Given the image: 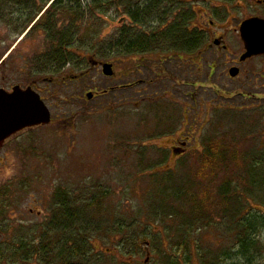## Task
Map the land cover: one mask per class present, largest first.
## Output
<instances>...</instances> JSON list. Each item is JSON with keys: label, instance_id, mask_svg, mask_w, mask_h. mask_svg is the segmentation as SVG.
I'll return each mask as SVG.
<instances>
[{"label": "rangeland", "instance_id": "obj_1", "mask_svg": "<svg viewBox=\"0 0 264 264\" xmlns=\"http://www.w3.org/2000/svg\"><path fill=\"white\" fill-rule=\"evenodd\" d=\"M109 1L98 11L91 0H80L48 23L56 33L72 32L68 37L75 42L65 47L70 61L56 66L46 59L55 46L44 27L51 7L42 26L28 34L46 2L0 0V87L34 84L52 114L49 125L10 140L0 153V204L9 211L0 215V264H58L59 243L77 241L79 229L68 225L54 234L64 224L55 223L58 203L69 213L99 212L87 219V262L73 258L66 264H163L168 246L172 256L182 252L185 261L190 254L180 249L182 217L193 214V197L200 190L209 187L215 196L228 175L218 162L202 163L205 140L217 130L224 136L238 129L249 141L242 142L243 152L260 146L256 160L264 156V57L238 64L245 52L239 27L247 19L264 18L261 0H166L143 25L131 23L127 13L135 1L143 0ZM192 6L197 11L192 25L207 29L211 46L201 57L198 51L170 52L168 45L143 59L117 52L122 30L151 32L177 7L168 28L175 15ZM23 9L25 15L19 11ZM70 10L80 17L65 15ZM218 35L226 50L213 45ZM194 57L201 59L192 65ZM91 59L112 63L116 76L106 78ZM150 59V67L140 63ZM232 67L241 71L236 79L229 76ZM139 69L145 81L140 85ZM89 92L99 95L88 100ZM181 142L189 143L188 151L175 156L172 149ZM229 176L235 180L234 172ZM263 196L252 202L256 208H263ZM217 209L215 202L210 221L189 235L196 247L194 264H209L211 256L230 258L227 264H264V228L248 262L239 255L237 221H226ZM176 212L182 215L171 217Z\"/></svg>", "mask_w": 264, "mask_h": 264}, {"label": "trees", "instance_id": "obj_2", "mask_svg": "<svg viewBox=\"0 0 264 264\" xmlns=\"http://www.w3.org/2000/svg\"><path fill=\"white\" fill-rule=\"evenodd\" d=\"M43 1L46 3L49 2V0ZM79 1L80 0H68L66 2V0H57L54 3L55 5L52 6L53 8H51V12H49V15H47L48 17L45 18L47 19V24L44 25L45 32L47 33L49 40L55 44V46L51 49L50 54H48L46 57L48 65L54 64L56 66H64L70 61L65 47L69 44L75 46L73 38L69 39L68 37V32L70 34H72V32L68 30H61L56 33L50 26H53L52 23L55 22L54 18H56L59 12L62 10L67 11L68 8H70L69 5H76L79 3ZM91 1L92 7L98 9V11L99 9L101 11L104 10V8L110 2L109 0ZM123 1L124 0H122V2ZM143 1L146 2L143 3ZM143 1L142 3L141 1H135L128 10L126 9L130 16L129 20L131 23L143 25V22L146 21L149 15H153V12L163 8V3L166 0ZM234 1L239 0H228L229 3H233ZM123 5L125 6V3ZM172 10V12L166 14L169 15L168 18L164 17L161 20L162 26L160 28H154V30L151 32H134L132 29L122 30L117 42V52H123L126 50L131 54L135 53L139 55H145L147 53H156L157 49H160L157 47H164L167 45L168 47H171L170 52H172L175 48L182 50L181 53H190L201 50V48L208 42L207 35L198 29L190 30V19L192 21L195 20V17H193V11L186 10L178 16L175 15L176 17L174 16L173 19L174 24L168 28H165L168 19H170L171 16L176 14L178 11L177 7H175V10ZM19 11L21 13H26V10L24 9ZM70 11L71 12L65 13V15L69 14L68 16H76L77 18L80 17V14L77 13V11ZM162 15H165V13ZM49 22L52 23L48 24ZM40 25L42 26V22H40ZM162 27H164V30H162ZM160 30H162V33L158 35L157 31ZM228 131L229 134L226 133L224 136L216 134V132L221 131H215L212 137L205 140V151L200 153L202 155V163L204 165L206 163L205 161L214 162V165L215 162H218V165L216 166L219 167L223 174L228 173V175L226 180L222 182L221 186L216 187L217 193L215 196L210 194L211 188L209 189V187H205L204 189L200 190L197 194V199L193 197V214L189 213L188 215L182 217V223L185 224H183L185 228L183 227V234L179 236V239L182 240L180 249H185V251H187L190 256L187 257L185 254V261L181 257L182 252L175 253V256H172L168 246L167 250H163L165 254V257L163 258V264H194L196 247L193 249L191 242L193 239H191L189 235L190 233H195L200 226H204L206 225V222L210 221L208 220V216H211L210 209L215 202L218 205V209L216 211L218 216H221L230 223L237 221V241H240L239 255L248 262H251L253 259V253L255 252L253 250L259 245L258 234L264 228V205L263 208H256L252 203L255 201V199H261L260 195L261 193H264V156H261L260 161L256 160L257 153L261 152L260 146L252 151H249L248 154H245L243 152L242 142H248L249 144V141L245 139L246 136H240L241 134L238 129ZM225 138L226 140H224ZM260 140L262 141L263 139ZM252 142H254V140ZM195 152L199 154V151ZM259 169H262V171H258ZM230 171L234 172L236 175L234 181L229 176ZM176 186L178 185L175 183L174 187ZM183 192L187 191H182L181 193ZM258 192L260 195L257 194ZM187 193L188 198L191 197L189 192ZM247 204L250 206L249 208H247ZM95 206V201L92 200L89 204V207L92 208L91 210H93ZM63 207L64 205L58 203V208H61V210L59 213L60 215L57 214L56 216L57 221L55 220V223H59L61 220L64 224L57 226L54 229L56 230L54 234L57 236L59 233H61L63 227V230L68 229V225L79 226V229L76 231L77 241L69 239L61 240L59 243V252L55 254V260H57L58 264H66L71 259L78 258L82 261V263H85L87 262L86 250L88 249L89 245L88 238L89 240L91 239L88 237L89 229L91 228V224L88 221H91V214L97 215L99 212H97L95 208L96 212L93 210L90 212V214H83L80 212L69 213V211ZM180 214L182 215V213L176 212L175 214L170 215L171 217H174L175 215L181 216ZM148 245L149 243H146V247ZM123 248V246H120L119 250H122ZM145 249L146 248H144V250ZM35 252L36 249L33 250V253ZM229 259H221L219 257L211 256L209 259V264H227ZM90 261L92 262L91 256Z\"/></svg>", "mask_w": 264, "mask_h": 264}, {"label": "water", "instance_id": "obj_3", "mask_svg": "<svg viewBox=\"0 0 264 264\" xmlns=\"http://www.w3.org/2000/svg\"><path fill=\"white\" fill-rule=\"evenodd\" d=\"M241 39L244 44L245 53L241 62L253 57L264 56V19L253 18L244 21L240 27ZM216 45L219 42L216 41ZM103 73L107 77L114 75L112 65H105ZM239 75V69L230 70V76L235 78ZM88 99L93 94H88ZM51 122V113L41 97L31 88L22 90L16 87L13 93L0 90V149L4 142L16 133ZM186 145L182 144L184 148ZM175 156L184 153L183 150L174 149Z\"/></svg>", "mask_w": 264, "mask_h": 264}, {"label": "flooded vegetation", "instance_id": "obj_4", "mask_svg": "<svg viewBox=\"0 0 264 264\" xmlns=\"http://www.w3.org/2000/svg\"><path fill=\"white\" fill-rule=\"evenodd\" d=\"M258 3H261V2H258ZM21 13V12H20ZM21 15H25V12L24 13H21ZM210 18V17H209ZM195 21H197V18H196V20ZM207 25V24H206ZM214 25V22H213V20H210L209 21V26H213ZM196 29H198V30H200L201 32H203V33H205V34H207L208 33V31H207V29H205L204 27L203 28H200L199 26H197L196 27ZM217 38H221L220 37V35H218L217 36ZM210 46V45H209ZM205 47H207V46H205ZM211 47V46H210ZM218 48H224L222 45H220V46H218ZM196 63H197V61H196ZM239 64V63H238ZM150 65H152V64H149V63H143V66H147V67H150ZM139 72H140V78H139V80H138V84L140 85V84H143V83H145V81H143V78H144V74L142 73V71L141 70H139ZM149 72H147V74H148ZM158 74H159V72L157 73V77H158ZM155 82V80L154 79H152L151 80V83H154ZM114 89H112L111 91H113ZM111 91H108V92H110L111 93ZM43 127L41 126V127H35V128H33V129H27V130H25V131H23V132H20V133H18V134H16L15 136H13L11 139H9V140H7L6 142H5V144L3 145V148L1 149V151H0V153H2L3 151H4V147L6 146V144H7V142H9L10 140H13V139H15V138H20V137H22V136H24V133H29V132H31V131H35V130H40V129H42ZM180 144V143H179ZM178 144V145H179ZM188 146H189V143L187 144V147H185V148H183L184 150H186V152L188 151ZM173 148H181L180 147V145L179 146H175V147H173ZM0 201H3V199H0ZM5 211H8L6 208H3V204H0V215L1 214H3ZM9 212V211H8ZM32 212H34V210H31V214H32Z\"/></svg>", "mask_w": 264, "mask_h": 264}]
</instances>
